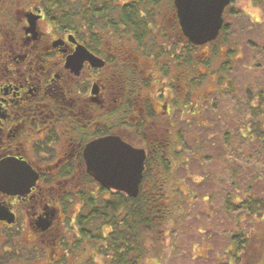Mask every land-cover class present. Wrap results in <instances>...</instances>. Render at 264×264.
<instances>
[{
	"label": "flooded vegetation",
	"instance_id": "obj_1",
	"mask_svg": "<svg viewBox=\"0 0 264 264\" xmlns=\"http://www.w3.org/2000/svg\"><path fill=\"white\" fill-rule=\"evenodd\" d=\"M174 1L0 0V264H61L67 228L122 193L87 172L92 142L142 150L145 171L152 154L185 148L186 113L217 107L191 103L208 67L188 54L208 44L189 46Z\"/></svg>",
	"mask_w": 264,
	"mask_h": 264
},
{
	"label": "rangeland",
	"instance_id": "obj_2",
	"mask_svg": "<svg viewBox=\"0 0 264 264\" xmlns=\"http://www.w3.org/2000/svg\"><path fill=\"white\" fill-rule=\"evenodd\" d=\"M233 7L239 14L225 15L229 32L213 46L190 53L194 55L193 61L206 56L204 65L208 66L202 86L192 91L191 103L195 105L199 97H203L201 100L219 98V103L214 112L207 108L200 115L198 106H194L197 112L194 116L186 113L189 122L184 154L186 164L175 158L173 151L178 148L172 149L171 158L179 164L162 182L167 211L161 223L163 230L158 232L161 246L166 250L162 264H234L235 257L241 259L239 264H245L249 253L255 254L257 240L264 238V218L254 224L248 222L242 212L235 213L232 206L225 205L227 197L234 204L241 201L248 188L256 193L255 197L264 198V158L253 153V139L249 138L256 139L264 130V111L263 117H252L259 123V129L256 125H251V129L242 125L250 115L247 114L246 97L253 98L250 104L257 113L261 103L257 95L264 92V0H236ZM213 49L217 50L214 54ZM230 50L233 53L229 54ZM225 62H229L226 63L228 69H224ZM214 74L219 79L224 78L218 84L222 92L212 96L208 91L215 88ZM213 115L216 123L219 122V130L212 129L210 119ZM201 124L206 126L200 127ZM248 228L254 242L252 250L249 251V246L246 254L244 251L237 253L230 239L235 234L248 233ZM66 231L69 256L64 257L61 264H84L92 256L93 247L79 242L77 231L72 232L71 227ZM93 259L101 264L98 258ZM249 259L255 260L253 256ZM256 264H264V251Z\"/></svg>",
	"mask_w": 264,
	"mask_h": 264
},
{
	"label": "trees",
	"instance_id": "obj_3",
	"mask_svg": "<svg viewBox=\"0 0 264 264\" xmlns=\"http://www.w3.org/2000/svg\"><path fill=\"white\" fill-rule=\"evenodd\" d=\"M236 0L232 1L234 5ZM82 9V6H80ZM239 14V12L234 10L232 7L228 13L229 16ZM229 32V26L226 24L218 37L207 43L208 45L214 44L218 41L222 35H226ZM189 43V42H188ZM192 46L189 43V46ZM213 54L217 50H212ZM192 51H189L188 63L193 61V56H191ZM233 51H229V54ZM230 56V55H229ZM227 62L224 63V69H228ZM229 64V62L227 63ZM208 67V66H207ZM216 75V74H215ZM222 78H224L222 76ZM221 78V79H222ZM221 79H218L219 81ZM222 91H220L221 93ZM260 92L257 97L260 99V106L258 107V112L255 113L254 107L251 106L252 97L247 98V114L249 113V118H246L243 127L252 128L251 125H256L257 129L260 128L259 123L253 120L256 115L263 117L262 112L264 111V99ZM251 99V100H250ZM263 105V106H262ZM215 107H211V110ZM252 115V116H251ZM253 117V118H252ZM259 117V118H260ZM264 119V117H263ZM211 120V119H210ZM212 122V121H211ZM264 125V122H263ZM228 135V134H227ZM226 137V136H225ZM246 137V136H245ZM253 139V153L257 155L258 158H264V130H262L256 139ZM180 142V141H179ZM181 143V142H180ZM174 150L167 153H155L149 156V159L145 163V171L142 175V180L139 186V192L136 197H128L123 193H116L111 196V198L105 202L97 201L96 207H94L87 214H80L76 219V238L79 242H86L91 247H93L92 256L90 259L85 261L84 264H96L95 259L98 258L101 264H162L165 259V247L161 246L159 237V231L161 229V223L167 217L166 205H165V194L162 188L163 180L166 181V175L169 176L173 172V167L179 164H175L171 158V152H175L174 156L176 159H180V163H185L184 146H175ZM174 149V148H172ZM253 155L254 158L256 156ZM174 158V159H175ZM158 180V181H157ZM161 182V183H160ZM149 184V186L146 185ZM147 187H146V186ZM251 189L249 188L244 192L242 200L236 204L229 202L228 197L225 200V205L232 206L235 213L242 212L243 217L248 219V222L257 224L264 218V198L260 196L255 197ZM228 206V207H229ZM248 233L235 234L231 237V243L235 247V252L244 251V254L248 252L250 246L252 250L253 243L251 241L250 228H248ZM254 238H252L253 240ZM258 247L255 254L249 253L251 255L247 256L245 264H256L257 259L261 257V253L264 251V238L257 240ZM74 248V245L72 246ZM247 251V252H246ZM243 253V252H242ZM159 254H161L159 256ZM248 255V254H247ZM253 259H249V258ZM249 257V258H248ZM241 259L235 257L234 264H239ZM83 264V263H82Z\"/></svg>",
	"mask_w": 264,
	"mask_h": 264
},
{
	"label": "water",
	"instance_id": "obj_4",
	"mask_svg": "<svg viewBox=\"0 0 264 264\" xmlns=\"http://www.w3.org/2000/svg\"><path fill=\"white\" fill-rule=\"evenodd\" d=\"M230 0H175L179 26L193 45L214 41L223 24L222 13ZM87 172L103 188L136 197L144 171L145 154L114 137L92 142L85 150ZM15 173L17 175H15ZM9 181L21 183L20 170ZM0 213H4L0 209Z\"/></svg>",
	"mask_w": 264,
	"mask_h": 264
}]
</instances>
